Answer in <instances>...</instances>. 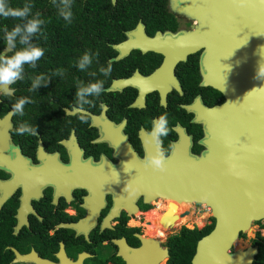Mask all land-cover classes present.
Wrapping results in <instances>:
<instances>
[{"label": "flooded vegetation", "instance_id": "flooded-vegetation-1", "mask_svg": "<svg viewBox=\"0 0 264 264\" xmlns=\"http://www.w3.org/2000/svg\"><path fill=\"white\" fill-rule=\"evenodd\" d=\"M72 12L70 35L49 37L36 67L25 65L11 94L0 91V264H171L189 237L191 264L217 217L213 203L180 188L227 186L244 174L247 149L256 156L260 146V126L230 87L228 57L219 68L211 38L181 0H73ZM251 47L243 43V54ZM85 51L98 56L81 71ZM109 64L103 77L98 69ZM40 74L51 80L30 91ZM97 79L106 91L81 123L76 81ZM21 97L33 101L23 116L12 113ZM164 113V147H174L161 173L143 160L155 151L145 140L151 122ZM24 122L37 135L17 134ZM260 220L248 245L256 246ZM234 245L229 251L248 246Z\"/></svg>", "mask_w": 264, "mask_h": 264}, {"label": "water", "instance_id": "water-1", "mask_svg": "<svg viewBox=\"0 0 264 264\" xmlns=\"http://www.w3.org/2000/svg\"><path fill=\"white\" fill-rule=\"evenodd\" d=\"M181 1L201 18V33L211 38L219 68L223 57H228L230 87L244 95L246 118L256 119L253 123L260 126L256 132L261 134L256 156L248 157L247 149L240 178L235 173L233 182L225 187L207 188L203 183L180 188L186 199L213 203L217 217L215 228L198 240L191 264H252L256 246L237 251L229 248L254 219H264V0ZM254 40L255 46L251 45ZM224 43L229 50L223 55ZM243 43L252 46V54H243Z\"/></svg>", "mask_w": 264, "mask_h": 264}, {"label": "clouds", "instance_id": "clouds-1", "mask_svg": "<svg viewBox=\"0 0 264 264\" xmlns=\"http://www.w3.org/2000/svg\"><path fill=\"white\" fill-rule=\"evenodd\" d=\"M53 3L56 4V0H53ZM72 4L73 0H59L57 5L58 15L68 24H71L73 19ZM32 8L31 3H25L23 7H11L6 0H0V17L22 21V23L15 24L11 30L4 29L3 39L6 49L5 53L0 54V91L9 94H11L9 86L24 79L25 65L35 68L37 61L45 55L44 48L32 42V38L40 32L41 26L44 24V21L39 18V14L32 16ZM18 44L20 45L19 48L17 47ZM97 56L98 53L93 54L85 51L76 62V67L81 71H86L92 66ZM64 71V69L58 68L54 75L63 76ZM98 71L103 77H108L112 72V66L111 64L107 67L101 66ZM50 80L51 78L44 74L35 76L31 80L30 91L37 90L40 86H47ZM105 91L104 79H97L89 83L81 80L76 81L75 99L77 107L75 111L78 113L81 123H88L90 115L85 106H94L95 98H99ZM32 102L28 97L17 99L12 104V113L23 116L25 105ZM16 131L20 135H37L36 126L27 122L21 123ZM170 132L167 113L161 114L151 122V129L145 136V140L155 146V151L145 156L143 160L145 168H151L153 171L161 173L166 171L167 154L174 147L171 143H169L167 150L164 147V138L168 137Z\"/></svg>", "mask_w": 264, "mask_h": 264}, {"label": "trees", "instance_id": "trees-1", "mask_svg": "<svg viewBox=\"0 0 264 264\" xmlns=\"http://www.w3.org/2000/svg\"><path fill=\"white\" fill-rule=\"evenodd\" d=\"M6 2L11 7H23L25 3H31L33 5L32 16L39 14V18L44 21V24L41 26L40 32L32 38V42L44 48L45 53L47 52V46L49 45V37H52L53 35L60 37L68 36L70 35V31L73 30L71 27L65 26L64 20L58 15L57 5L59 4V0H56V4L54 5L55 12L53 15L49 10L51 3L50 0H6ZM17 23H22V21L0 17V48L5 45L3 39L4 29L7 28L8 30H11ZM17 47L19 48L20 45L18 44ZM8 54L11 55V53ZM199 236L200 235H198V237ZM194 241L195 239L191 242L190 237L187 239L182 238L181 250L179 254L180 258L178 260L176 252H173L170 260L171 264H174L175 261L177 264H189V258L193 251ZM252 243L257 246V253L255 254L252 264H264V234L258 231L256 236L253 238Z\"/></svg>", "mask_w": 264, "mask_h": 264}, {"label": "rangeland", "instance_id": "rangeland-1", "mask_svg": "<svg viewBox=\"0 0 264 264\" xmlns=\"http://www.w3.org/2000/svg\"><path fill=\"white\" fill-rule=\"evenodd\" d=\"M258 228H259V231L262 233V234H264V219H261L260 221H259V224H258ZM253 229H254V226L252 225V226H250L249 228H246L245 229V235H243V237L242 238H239V239H236V240H234V242H235V247L237 248V247H239V245H242L241 247L243 248V247H245V246H247L250 242H249V239L250 238H252L253 237ZM243 239H244V241H243Z\"/></svg>", "mask_w": 264, "mask_h": 264}, {"label": "bare ground", "instance_id": "bare-ground-1", "mask_svg": "<svg viewBox=\"0 0 264 264\" xmlns=\"http://www.w3.org/2000/svg\"><path fill=\"white\" fill-rule=\"evenodd\" d=\"M197 20H201V18L200 17H197ZM234 240H236V238Z\"/></svg>", "mask_w": 264, "mask_h": 264}]
</instances>
